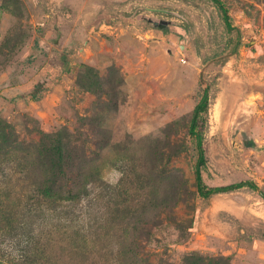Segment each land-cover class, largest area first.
Instances as JSON below:
<instances>
[{
    "label": "rangeland",
    "instance_id": "1",
    "mask_svg": "<svg viewBox=\"0 0 264 264\" xmlns=\"http://www.w3.org/2000/svg\"><path fill=\"white\" fill-rule=\"evenodd\" d=\"M221 1L0 0V264H264V0ZM206 88L203 183L257 188L200 194Z\"/></svg>",
    "mask_w": 264,
    "mask_h": 264
},
{
    "label": "trees",
    "instance_id": "2",
    "mask_svg": "<svg viewBox=\"0 0 264 264\" xmlns=\"http://www.w3.org/2000/svg\"><path fill=\"white\" fill-rule=\"evenodd\" d=\"M213 1L216 2L219 5V7L222 9V11L225 14V20L227 22V25L229 28H231V23L229 22V16L227 15V9L224 6L223 2L221 0H213ZM208 106H209V90L206 88L204 93H203L201 100L198 102V104L196 105V107L194 109V114H193L192 123H191V127H190V133L197 137V143H198V147H199V151H200L199 158H198V161L196 164L197 187H198L200 194L204 197H209L213 194L231 191V190H234L237 188H241L245 185H248L252 188H257L255 183H253L251 181H242V182H237V183H233L230 185L209 187V188H206V185L203 183V179H202V175H201V169L203 166H205L206 159H205V152L203 149L202 138H201V135L197 131L196 128H197V122H198V118L200 117V114L202 112H206L208 109ZM54 183H56V182H53V184ZM56 185H52L50 183L46 185V192H48L53 187L48 194V199H54V200L66 199V197H64V196L63 197L62 196L59 197V195L57 196V194L59 192L56 190V187H57ZM53 190H55V194L52 193ZM71 198L74 199L73 197H71ZM62 228L66 232L72 228L70 232L72 234L76 233V231H73V225H71V223H69V224L63 223ZM78 230L80 231V229H78ZM88 264H92V263L89 262Z\"/></svg>",
    "mask_w": 264,
    "mask_h": 264
}]
</instances>
